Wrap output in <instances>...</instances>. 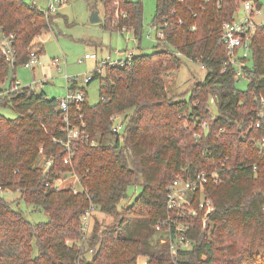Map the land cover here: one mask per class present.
<instances>
[{"label": "trees", "instance_id": "obj_1", "mask_svg": "<svg viewBox=\"0 0 264 264\" xmlns=\"http://www.w3.org/2000/svg\"><path fill=\"white\" fill-rule=\"evenodd\" d=\"M245 1L157 0L154 24L164 37L155 50L133 54L124 65H106L104 74L95 69L87 84L100 80L99 102L89 104L86 93L79 107H70L71 124L84 122L90 136L72 144L70 164L59 99L29 87L0 97V109L18 114L0 113V185L20 192L13 201L0 198V264H138L142 257L149 258L147 264H176L155 224L175 213L167 207L171 181L198 173L210 177L205 194L213 207L185 220L194 245L180 251L177 264H264V154L253 140L264 136V119L262 128L255 127L263 110L264 25L253 36L247 89L222 73V28ZM101 2L106 30H132L141 40L142 0ZM52 22L35 3L0 0V42L2 35L13 34L17 53L14 65L0 54V84L33 49L38 56L45 51L35 39ZM186 58L200 62L207 76L191 87L188 98L170 96L164 76ZM116 114L125 121L121 136L112 130ZM43 155L54 160L45 173ZM67 173L77 176L80 191L55 186L57 176ZM137 185L140 195L120 209L128 189ZM22 200L48 221L32 222L14 208ZM91 205L118 221L94 225V215L91 236L84 240L81 219Z\"/></svg>", "mask_w": 264, "mask_h": 264}, {"label": "rangeland", "instance_id": "obj_2", "mask_svg": "<svg viewBox=\"0 0 264 264\" xmlns=\"http://www.w3.org/2000/svg\"><path fill=\"white\" fill-rule=\"evenodd\" d=\"M35 3L39 8L48 11L50 0H25ZM144 4V31L141 40L135 39L132 30H106L104 24V5L101 0H68L58 5L57 12H52V25L45 29L38 37L36 43H41L45 51L39 56L35 68L27 69L23 65L17 67L16 71H10L7 83H12L14 76L22 86L33 85L38 92L42 90L48 97L63 99L66 97L68 87L76 80L77 88H84L87 93L89 104L95 105L100 100L101 82L95 78L89 84L86 80L94 75L98 63L95 60L84 59L89 53H98L100 57H111V61L126 60L131 53H151L158 44L157 35L159 29L154 28L157 0H142ZM261 4V17L264 18V0ZM97 11L100 20L93 21V12ZM238 17L243 16V10L236 13ZM118 16V15H116ZM37 48V46L35 47ZM104 74V70L102 71ZM207 69L198 61L186 58L183 65L164 76L166 88L170 96L183 95L189 97L191 87L207 76ZM70 80H69V79ZM237 88L245 90L248 86L247 78H240L236 83ZM211 112L217 113L215 101H211ZM0 113L8 118L18 116L11 107H2ZM61 188H73L81 190L77 177L67 173ZM140 185L131 186L128 189V197L119 203V208L131 205L140 195ZM20 197L17 192L10 197L16 200ZM14 208L20 210L32 222L48 221L49 217L44 212L33 210L23 200L13 204ZM118 221L117 217L106 215L99 210L95 213L94 225H113ZM93 225V222H92ZM157 237V236H156ZM142 259V258H141ZM143 262V259L141 260Z\"/></svg>", "mask_w": 264, "mask_h": 264}, {"label": "built area", "instance_id": "obj_3", "mask_svg": "<svg viewBox=\"0 0 264 264\" xmlns=\"http://www.w3.org/2000/svg\"><path fill=\"white\" fill-rule=\"evenodd\" d=\"M68 0H50V5L47 13L57 12L58 5H62ZM243 10V16L238 17L236 13ZM261 6H258L255 0H247L242 3L240 8L235 12L234 18L230 22H225L222 28V40L226 47V60L222 68V73L232 74L236 80L240 78L248 79V72L246 67L250 66V59L252 58V42L253 36L256 32L257 27L264 25V18L259 22L257 17H261ZM181 22V20H180ZM167 26L168 23L163 24ZM155 29H159L160 33L157 35L158 38L164 37L163 29L157 24H154ZM14 38L13 34L2 35L0 42V54L7 61L14 65L17 60V53L14 48ZM134 53H131L126 60L111 61V57H100L97 53H89L84 56V59L95 60L98 65L96 71L102 73L105 70L106 65H124L128 62ZM38 53L37 49H33L30 52L29 59L23 64L27 69H34L38 63ZM103 74V73H102ZM92 76H89L86 83ZM69 79V78H68ZM70 80V79H69ZM73 82H76L73 81ZM72 82V83H73ZM71 83V84H72ZM70 84V85H71ZM24 87H29L36 93H41L36 90L33 85L22 86L16 76L12 83L8 84L7 81L0 84V97L14 93ZM86 98V92L82 88H70L68 87V92L65 98L59 99L58 110L61 111L62 119L65 121L64 130L67 132L68 139L64 142L67 146V150L70 152L68 157L65 159L66 164L72 162V144L80 140H90V136L85 130V124L82 123L81 126L71 124V114L70 107L75 105L79 107L81 103ZM261 102L263 105V110L258 114V120L255 123L256 128H262L264 119V96L261 95ZM82 118V116H80ZM112 130L115 134L121 136L125 128L124 117L121 114H116L111 117ZM254 126V125H253ZM203 131L207 132L209 128L208 122H204L202 125ZM196 138L201 137V133L195 134ZM260 153L264 154V136L260 138L253 139ZM92 144H96V141H92ZM42 152V151H41ZM42 162L40 167L42 170L47 172L49 168L53 165L54 160L52 158H47L42 156ZM65 174H59L55 179V186L61 188L65 178H62ZM77 177V176H76ZM209 175L206 173H198L194 176L184 177L182 175H177L169 184L167 188V207L175 211L174 214L169 215L167 218L160 219L155 224L156 235L159 238L160 243H168L169 251L173 257L174 263L178 262V254L180 251L191 250L193 248V240L186 235L187 230L191 228L190 222L185 220L188 218H195L203 210H210L213 207V202L211 199L206 197L205 186L209 182ZM78 182L79 179L77 178ZM75 192H78L74 189ZM19 191H14L10 188H5L0 185V198H4L7 201L10 200L13 194ZM264 209V208H263ZM97 208L95 205H91L89 209L85 211L82 215L81 225L83 239L88 240L92 232V222ZM78 246H83L84 242L79 241ZM147 257H142L138 260V264H147Z\"/></svg>", "mask_w": 264, "mask_h": 264}, {"label": "water", "instance_id": "obj_4", "mask_svg": "<svg viewBox=\"0 0 264 264\" xmlns=\"http://www.w3.org/2000/svg\"><path fill=\"white\" fill-rule=\"evenodd\" d=\"M92 20L93 21H99L100 18H99V15H98V12L97 11H94L93 12V15H92Z\"/></svg>", "mask_w": 264, "mask_h": 264}, {"label": "crops", "instance_id": "obj_5", "mask_svg": "<svg viewBox=\"0 0 264 264\" xmlns=\"http://www.w3.org/2000/svg\"><path fill=\"white\" fill-rule=\"evenodd\" d=\"M36 41L39 40V38L35 39ZM40 41V40H39ZM96 53V52H95ZM98 54V53H97ZM146 261H149V258H146Z\"/></svg>", "mask_w": 264, "mask_h": 264}]
</instances>
